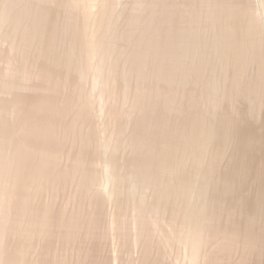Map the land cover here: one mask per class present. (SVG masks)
Listing matches in <instances>:
<instances>
[{
	"label": "rangeland",
	"instance_id": "obj_1",
	"mask_svg": "<svg viewBox=\"0 0 264 264\" xmlns=\"http://www.w3.org/2000/svg\"><path fill=\"white\" fill-rule=\"evenodd\" d=\"M60 1L61 0H0V122H6V124H8L6 129L7 136H9L13 143L19 146L29 145L28 142L30 140L25 137L22 128H19L22 127L19 119L23 115L22 113H31L32 109L34 110L33 106L35 100H42V102L46 104L45 106L49 105L48 111L50 106L52 109L53 107L60 108L65 105V102L68 101V104H70L72 101V106L70 104L72 111L69 108L68 114L65 113L62 117L65 124H68L66 126L63 124V120L60 121V123L58 121L60 119L57 118L60 117L58 109L53 111L57 113H53L52 110L51 113L46 112V107H43L45 109L42 110L45 113L38 109H35L36 111L34 110V113L38 116L41 115L42 120L49 119L51 121L53 119V121H55L58 119L57 122L59 123H57V126L55 125L56 127L54 128L55 140L57 142L54 141L52 143H58L60 146L56 149V164L53 163L51 165L52 167L50 166L52 169L49 171L50 175L48 174L46 176L47 179L43 182L44 184L47 182L44 185L46 187L43 186V188L41 187L39 190L36 189V192L34 184L29 182V185H26V188L29 189H25L27 194L33 197H31V202H33L31 207L33 210L46 211V216L48 215L47 218L49 219H47L48 225L40 231H34L30 235H27L26 228L28 224L26 223H28L29 219L28 217H26L28 220L24 218L27 215H24L23 219L25 220L20 223L21 228L18 227V229L15 221L16 219L14 218L17 208L12 202L13 199L9 202L10 204H1L5 206L3 209L6 210H0V264L6 263V259L8 258L6 256H9L10 253L12 254L14 247L19 245V243L25 246V250L20 258V264H56V261H58V264H257L260 262L259 260H261V264H263L264 260H258V258L256 259L255 255H253V248H247L245 250L240 238H236L237 240H234L235 243L233 241L235 246L231 252H228L222 250L220 247V245H222L221 242H223L222 240H224L223 236L220 234H218L219 236L214 235L218 233L214 230L222 225L223 227H229L234 223L237 225L241 224L240 222H242L243 216L246 213L245 211L247 210L248 200L252 196H250V191L247 190V188L239 189V195L234 193L219 195L217 193L223 188L224 176L227 170H229V167L234 164L235 157L238 156V148L235 146L236 143L233 141V138L232 140L230 139L231 141L227 140L224 145H219L217 135L215 138H212L211 143L209 142L202 150V167L201 170L198 172L196 171V173H194L192 161L189 159L178 164V167L174 165L175 168L173 166L174 170L171 171L172 173L169 172L170 174L165 170L159 169V171L157 170L158 172L156 171L155 177L151 175L150 172L151 158L162 164H165L166 161V164H168L173 159L175 161L180 159L182 145L190 144L189 140L180 136L174 142L169 140L160 141L158 143L155 137L158 138L162 134L177 131V127L179 128L180 124H182L187 117L191 118L196 114L201 117L203 121V126L200 130L201 135L204 133V130L206 131L208 129H206V127L210 128V126L213 130L214 128L218 129L216 132L219 133V120H221L220 118L225 112H228L227 114L230 115L235 126H247L252 131L254 127V129L262 127L264 124V98L260 97L259 99H255L253 95H246L248 96L246 98V96L242 95L244 94L242 93L243 87L246 86L245 84H249L253 81L254 74H256L257 71V63L252 60V52L249 50L250 59L247 57L242 69L238 82L239 84H237L239 88L236 89L237 91L231 97H229L230 95L227 96V88L232 84L235 69L232 62L221 60L214 55L212 48L214 45L212 44H215L216 38L220 36V31L219 28V32L213 30L212 27L210 29L211 20L209 21L210 18L206 19L208 15L206 14L207 16H205V12L209 13L211 11V6L205 4L203 7V2V4L198 3L196 6L197 13H199L197 16L198 18L192 20L193 22L190 24H187L188 19L181 18L185 21L183 22L181 20L180 23L182 24L181 28H184L183 26L185 25L186 28H188L189 25L196 31L198 27L199 29L202 28L197 32H199L200 35L203 32L202 37L204 41H206L205 45H209H206V47L204 46L205 48L200 49L199 52L197 51L191 58H182L180 60L182 62L183 59H187L183 60L184 63L182 62L180 64L184 69L188 68L192 69V71L193 68L202 64L204 68L199 75L200 77L198 76L200 79L194 80V74L193 77L190 73L186 75L185 72H176L177 74L174 75L173 79L169 80L161 74L160 69H155L150 61H146V63L142 65L141 75H137V72L134 73L135 71L131 68L132 65H134V60L130 52L132 54L136 52L135 50L138 51L145 48L148 42L150 44H155L160 47V49H164L165 47L167 49L170 46H168V42H170V30H167L169 36L164 32L168 29L169 25L167 24L169 23L166 24L167 26L163 23L165 22L163 21L165 20L163 19V0H88L89 3L87 2V4L89 6H87L86 2L84 3L90 10L87 13L85 11H87L88 8L83 7V3L80 5L81 2H79V0L78 6H82L85 9L82 10L86 13V16L81 14L83 11L80 8L71 7L70 5H66L67 3H60ZM102 1H105V3ZM171 1H173L172 3L175 5L176 9L180 10L183 14L188 11L189 0ZM225 1L229 2L239 13L246 9L250 16L254 18V22L256 20V25L258 26L259 24L258 28L260 27L259 29L263 30H260L262 36L260 35L261 37H259L260 39H258V41L261 46L263 45L262 48L264 49V0ZM102 3L107 5L110 9L106 8L107 6L105 5L102 7L103 9L106 8L105 11L109 14L108 16L104 15L106 12L101 8ZM98 7L102 9V14L105 12L103 16L100 14L99 10V12L97 11ZM75 8L76 10H74ZM77 12L81 13L78 14ZM97 12L100 14L101 18H99ZM21 13L25 16L23 17ZM41 13L42 16L45 17V30L37 33L33 32L34 35H31L33 33H28V35H26L27 31L26 34H24V26L29 25V22L31 24V21L36 20L38 18L37 16H40ZM20 14L23 18L21 19V17H18L16 19V16H20ZM27 14L30 15L29 20L31 21H27L29 18ZM87 14H92L94 17L98 15L96 17L97 20L91 15L93 18L92 20ZM249 14L247 13V15ZM251 14H253L254 17ZM25 17L27 19L23 22L24 24L28 22L26 25L21 26L20 24H14L16 20H19V23L23 24L20 20L25 19ZM87 17H89L90 20ZM102 17H104L103 20ZM159 17L163 22L157 20ZM240 18L235 22L238 30H236L237 33L234 34L233 32V34L236 37L238 34L241 35L240 33H242L245 24H247L245 22H247L249 16L240 15ZM82 20L83 22L86 21L84 24L88 25L93 22V26L92 23L91 26L89 25L91 28L96 26V28H94L95 31H91L93 28L90 30V32L93 33H91L92 36H89L91 35L90 32L87 33L90 39H93L99 33V30L102 33L101 28L104 30V27L109 25L108 28L106 26V32H104L106 34L103 33L107 40H104L102 43L101 40L103 36H101L102 34L100 33V36L97 38L101 39H98L101 44H99V42L94 43L96 48L93 46L90 53L92 52L95 54H91L92 56L89 55L90 53L88 54V56H90V59L87 57L89 63L86 59L84 61V59L78 58L80 56L78 52L81 54L77 46L78 41L77 38L74 37L75 35L71 33L73 32L71 30L72 25L81 23ZM223 21L220 25L222 23V25H224V23H229L227 18ZM97 22L99 24H97ZM160 22L164 25H162V23L160 24ZM204 22L206 24L209 23V25H206ZM52 23L57 31V36L55 35L56 39H52L53 41L50 39L47 32L49 26H52ZM103 23H105L104 27ZM96 24L99 26L97 27ZM75 25L73 27H75ZM161 25L165 27V29L162 28ZM205 25L208 27L206 28ZM214 28L217 29L216 27ZM95 33L96 35L94 36ZM161 33H165L167 38L169 37L168 40L165 34ZM91 41L94 42V40ZM248 41H250V39ZM250 42L252 44V40ZM250 42L248 43L246 41L249 45ZM72 43L77 45L74 46ZM104 44L106 49L107 46H109V48L103 50L105 49L103 47L102 51L100 48ZM40 45H42V47H52V51L48 53L47 56H44L41 51L43 48H41ZM70 45L71 48H69ZM99 45H101L100 48H97ZM226 45L227 44L224 45V48L231 51L230 45L228 44V49ZM66 51L70 54L72 53L70 57V59L72 58L71 61H69L68 58L66 60L64 59V63H55V58H53L54 54L55 57L58 58V56H60L59 58H61L67 53ZM91 58L93 59L91 60ZM182 66L180 68L184 70ZM189 71L192 72L191 70ZM208 79L210 81H207ZM211 80H213V82ZM206 83L209 86L206 85ZM78 89H81L79 92H82L81 94H83L86 101H88L86 105L87 110L86 108L84 110L78 109V98L75 97L77 93H79ZM150 91L155 93H153L154 99L152 98L154 106L151 110H147L148 114L146 113L145 115V113H143V107L141 108L143 103L139 106L136 102V97L139 92L143 93V96H146ZM190 97L194 99L193 103L197 100L196 104H192ZM79 112H81V115ZM84 112L87 113L85 114ZM140 122L141 124H139ZM142 122H147L145 127ZM71 123L74 124V128L72 129L73 131L70 130V132L68 126ZM142 125L145 129L144 131L143 128H141ZM190 125H192L195 131L199 130L196 124L192 123ZM262 132H260V136L257 138L258 145L264 144V132ZM149 133H151V135ZM155 133H158L156 134L157 136L154 135ZM142 136H146V138L143 137L142 139ZM135 138H141V140L145 139V141H148H146L148 144L142 141L143 144L146 143L147 145H142V147H144L139 148ZM151 138L154 142L150 140ZM42 140H45V138ZM150 141L151 144H149ZM155 141L157 142L156 144ZM6 145L0 149V157L3 161L8 163L9 166L11 162V171L8 173L9 179H5L7 180L6 183H9L7 184L8 186L6 185L2 188V190H6L4 192L12 189V185L15 183L13 180L16 179L13 175L14 171H12L13 165L15 166L16 163L18 164V161L23 157L19 159V157L15 155L12 145ZM221 146L223 147L222 154L216 160V150L220 149ZM163 154H166L171 160L167 159ZM15 156H17L18 159L17 157L15 158ZM75 158L79 159L80 163L78 167H74L76 170H73ZM213 159H215L216 162L212 170L213 172L209 171V174L206 168L208 163H211ZM252 160L253 159L247 160L249 162H247L249 165L248 169L249 171L251 169V172L253 171ZM25 161H27V159H25ZM14 169L15 167L13 170ZM190 172H192V179ZM59 174L67 175L64 177L66 179H57ZM83 174H85L84 178H82ZM90 174L93 176L91 175V177H88ZM184 174L187 176L190 175L191 179V190H189V194L185 199L188 205L193 209L201 203L200 206L204 205L213 208V212H216L214 217H210L212 219L208 221V226L206 224L207 222L205 223L206 226L204 224V230L206 229L202 231V234L205 232L203 235L204 243H201L202 245L200 244L201 246L194 258V262L188 254L190 253L188 246L179 240V238H175V232H179V229H181L180 226H182L181 222L184 219V214L179 212L181 211L179 210L180 208H178L179 211H176L175 207L173 209L172 206H175L176 203L180 204L181 202L179 201H182L184 198H180L181 200L179 197L176 198L175 203L173 202L175 198L172 199V196L170 197L171 199L166 197L164 198L166 200H162L163 196L159 195L162 194L165 184H175L181 175L186 177ZM54 175L57 177L55 176L56 178H53ZM83 179H87V187L89 186L88 188L86 187L85 191L79 188V183L81 180L84 181ZM6 183H4V185ZM6 187H8V190ZM176 206L178 207V205ZM1 211H4V215ZM192 212L193 211H191V213ZM1 215H6V218ZM53 219H55L54 221L58 220L60 223H64L63 227L66 228H68L66 223L70 219H74L78 222L74 224V229L72 227V230L69 228L71 233L68 240H65L63 235L65 232L69 233L70 230H68V232L65 230L66 228H62L60 223L57 225L56 222L58 221L54 222ZM90 220L94 221L89 222ZM24 226L26 227L24 228ZM15 231L19 232V236ZM205 235L206 239L204 240ZM253 261H256V263Z\"/></svg>",
	"mask_w": 264,
	"mask_h": 264
},
{
	"label": "bare ground",
	"instance_id": "obj_2",
	"mask_svg": "<svg viewBox=\"0 0 264 264\" xmlns=\"http://www.w3.org/2000/svg\"><path fill=\"white\" fill-rule=\"evenodd\" d=\"M78 1L79 0H61L60 3L64 2L67 3L66 5H70L71 7H78V9L80 8L81 10L84 9L83 7L85 8H88L86 7V5L84 4L86 2L89 3V1L87 0H80L79 2L80 5H84L82 8L80 6H78ZM83 1V2H82ZM103 2V1H102ZM107 2V1H106ZM173 1H167V0H163V5H164V11H163V22L160 17L157 19L159 21H162L165 25L167 23V25H169L168 29H166L164 32L167 33V30H170V36H169V33L168 37L170 40V42H168V48L166 49V47L163 49H160V47L156 46L155 44H150L149 42L146 43L147 45L145 46V48H142L141 50H135L136 52L132 53L130 52V55H132V59L134 60L132 67L133 68V71H135L134 73H136L137 75H141V70H142V65H144L146 63V61H150L151 62V65L155 68V69H160V72L161 74L164 75L165 78L171 80L173 79L174 75L177 74V73H184L187 75L188 73L193 74L195 75V79L194 80H199L200 78V74H201V71L203 70V65L200 64L198 65L197 67L193 68V71L192 69H184L183 66L180 64L183 62V60H187L188 57H192L194 56V54L200 49H204L207 46H209L208 44L205 45L206 41H204L203 37H202V33L201 35L199 34V32H197L198 30L200 31V28L198 27V30L196 31L194 28L192 29L191 26L188 25V28H186V25L183 26L184 28H181L182 27V24L181 23V20L183 21V19H188L187 20V24H190L191 22H193L192 20H194L195 18H198V14L197 13L198 11L196 10V6L197 4L199 3H202L204 2L203 4V7L206 5H209L211 6V11L209 13H206L205 12V16L206 19H209V21L211 20L210 22V29L212 27L213 30H217L218 31V28H219V37L216 38V42L215 44L213 43L212 45H214L212 47L213 48V52H214V55L217 56L218 58H220L221 60H228L230 62H232V65L235 69V73L233 74V79H232V84L229 88H227V96L230 95L229 97H231L237 90V84H239V80H240V76H241V73H242V69L245 65V62L247 60V57L249 58V52L251 51L252 52V56H253V61H256L255 63H257L256 67H257V71H256V74H254V78H253V81H251L249 84H245L246 86H244L242 89V95L246 96V95H253V98L255 99H259L260 97L264 98V49L262 48L263 45L261 46L258 39H260L259 37H261L262 35L260 34L261 29L258 28V26L256 25V20L254 22V18H252L249 14V12H247V10H243L241 11L240 13L233 7L229 4V2L225 1V0H189L188 1V4H189V9L188 11H186V13H182L180 10H177L175 5L172 3ZM246 2V1H245ZM7 3V2H6ZM105 3V1L103 2ZM101 4V8L104 7L105 4ZM162 3V2H161ZM201 4V5H202ZM232 4V2H231ZM135 5V4H134ZM234 5V4H233ZM20 6V5H19ZM52 6V5H51ZM87 6H89L87 4ZM100 6V4H99ZM107 6V5H105ZM69 7V8H71ZM76 8L74 10H76ZM98 7L97 11L99 10L100 11V14L103 16V14L106 12L105 9L109 7L107 6L106 8H102L105 12H103L102 14V9ZM247 8V7H246ZM27 9V8H26ZM36 9V8H35ZM72 9V8H71ZM208 9V8H207ZM85 10V9H84ZM110 10V9H109ZM210 10V9H209ZM26 11V10H25ZM30 11V10H29ZM78 11V10H77ZM80 11V10H79ZM83 11V10H82ZM90 11L89 8L87 11H85L86 13ZM98 11V12H99ZM207 11V10H205ZM257 11V10H256ZM40 12V11H39ZM76 12V11H75ZM97 12V14L99 15V18L100 17V14ZM134 12V11H133ZM188 12V13H187ZM204 12V10H203ZM25 13V12H24ZM78 13V12H77ZM81 13V12H80ZM78 13V14H80ZM83 11V13H81L82 15L86 16ZM91 13V12H90ZM107 13V12H106ZM104 14V15H109L108 13L107 14ZM247 13L249 15H247ZM23 15V17L25 16L23 13H21ZM20 14V16H16V19L18 17H21L22 15ZM26 14V13H25ZM89 14V13H88ZM89 17H91V15H88ZM162 14V13H161ZM202 14V13H201ZM207 14V15H206ZM34 15V14H32ZM66 15V14H65ZM70 15V14H69ZM97 15V16H98ZM240 15H246V16H249V18H247V24H245L244 26V29L242 31V33H240L241 35L238 34V36L236 37L234 34L237 33L236 30H238L236 28V24L235 22L238 20V18H240ZM253 15V14H251ZM29 16V18L27 19L25 17V19L23 20H20L23 24L19 23V20H16L14 21L16 25L20 24L21 26H24L26 25L28 22H26L24 24V20L27 19V21H31L29 20L30 19V15L27 14V17ZM45 16V15H44ZM80 16V15H79ZM96 16V17H97ZM161 16V15H160ZM21 17V19L23 18ZM38 17V18H37ZM36 20H33L31 21V24L30 22L28 23L29 25H26L22 28H24V34H26V31H27V34L28 33H37V32H42V30H45V23H44V20H45V17L42 16V13L40 14V16H37ZM64 17V16H63ZM81 17V16H80ZM89 17H87L89 19ZM93 18L96 19V17H94V15H92ZM91 17V19L93 20V18ZM106 17V16H104ZM104 17H102V20L104 19ZM162 17V16H161ZM202 17V16H201ZM254 17V15H253ZM15 18V17H14ZM86 18V19H87ZM98 18V20H99ZM107 18V17H106ZM157 18V17H156ZM183 18V19H181ZM200 18V16H199ZM227 18V20L229 21L228 24H225L224 25H220V23L225 19ZM32 19V17H31ZM61 19V18H60ZM81 19V18H80ZM85 19V20H86ZM203 19V18H202ZM222 19V20H221ZM241 19V18H240ZM13 20V19H12ZM90 20V19H89ZM91 20V21H92ZM97 20V19H96ZM106 20V19H105ZM245 20V19H244ZM95 21V20H94ZM101 21V19H100ZM99 21V23H100ZM169 21V22H168ZM180 21V22H178ZM185 21V20H184ZM183 21V22H184ZM190 21V22H189ZM208 21V22H209ZM227 21V22H228ZM258 21V20H257ZM86 22V21H84ZM83 20L81 21V23H75V27H73L74 25H72V31L71 32L72 34H74L73 36L77 38V44H73L74 46L77 45L78 46V50L81 52V54L78 52V55H80L78 58L80 59H85L88 61L89 63V60L87 59V57H89L90 59V56H92L91 54H93L92 52L90 53L92 47L94 46V43L96 42H99V38H97L98 36H100V30H99V33L97 31V35L96 33L94 34L95 37L93 39H90L89 36H92V32H90V30L93 28L89 27V25L91 26V23H92V26H93V22H91L89 25L88 24H84ZM89 22V21H88ZM102 22V21H101ZM104 22V21H103ZM132 22V21H131ZM160 22V24L162 23ZM224 22V21H223ZM243 22V21H242ZM97 22V24H99ZM162 23V25H164ZM205 23V22H204ZM96 24V25H97ZM102 24V23H101ZM100 24V25H101ZM104 24L103 23V27H104ZM108 24V23H107ZM180 24V26H179ZM206 24V23H205ZM68 25V24H67ZM87 25V27H86ZM111 25V24H110ZM161 25V26H162ZM166 25V26H167ZM206 25H209L206 24ZM205 25V26H206ZM239 25V24H238ZM264 25V24H263ZM30 26V27H29ZM51 26V25H50ZM49 26V29H48V35L50 37V39L54 40L55 38V35L57 36V31L52 23V26L50 27ZM61 26V25H60ZM99 25H97L98 27ZM107 28L109 27V25H106ZM106 26L104 27V30L106 29ZM220 26V27H218ZM88 27H89V30H88ZM208 26H206L207 28ZM214 27H216L217 29H215ZM71 28V27H70ZM94 28H96V26H94ZM94 28L91 30V31H95ZM101 28V27H100ZM99 28V29H100ZM162 28L165 29V27L162 26ZM170 28V29H169ZM240 28V27H239ZM243 28V27H242ZM161 29V28H160ZM209 29V28H208ZM87 30V31H86ZM102 30V40L101 42L103 43L104 40H107L105 35H103L104 32H106V30L104 31L103 28H101ZM159 30V29H158ZM206 30V29H204ZM261 30V31H260ZM30 31V32H29ZM32 31V32H31ZM55 31H56V34H55ZM160 31V30H159ZM44 32V31H43ZM90 32L91 35H87V33ZM107 32H108V29H107ZM169 32V31H168ZM234 32V34H233ZM31 34V35H34ZM216 33V32H215ZM262 33V32H261ZM39 34V33H38ZM106 34V33H104ZM161 34H165V33H161ZM218 34V33H217ZM264 34V33H263ZM261 35V36H260ZM30 36V35H29ZM166 38H167V35L165 34ZM247 36V37H246ZM25 37V36H24ZM34 37V36H33ZM249 37V38H248ZM105 38V39H104ZM167 38V40H168ZM31 39V38H30ZM56 39V38H55ZM99 39V40H98ZM218 39V40H217ZM250 39V41L252 40V44L250 41H248ZM32 40V39H31ZM52 40V41H53ZM91 40H94V42H92ZM213 40V39H212ZM72 41H73V38H72ZM208 41V40H207ZM246 41L249 43L250 42V45L246 43ZM71 42V41H70ZM209 42V41H208ZM211 42V41H210ZM107 43V42H106ZM105 43V44H106ZM159 43V42H158ZM99 44H101L99 42ZM105 44L100 48L101 45H99V47L97 46V48H100L102 50V48L105 46ZM111 44V43H110ZM226 45V47L228 46V44L230 45V49L231 51L228 49L226 50L224 48V45ZM108 45V43H107ZM41 48H43L41 51H42V54L45 56H47L48 53H50L52 50L50 47L48 46H43L40 45ZM144 46V45H143ZM205 46V47H204ZM96 48V46H94ZM106 47V46H105ZM104 47V48H105ZM71 48V45L70 47ZM74 48V47H73ZM95 48H94V51H95ZM109 48V46H107V49ZM126 48V47H125ZM211 48V49H212ZM58 49V48H57ZM99 49V50H100ZM106 48L103 49V50H107ZM210 49V50H211ZM102 50V51H103ZM250 50V51H249ZM69 51V50H68ZM66 51L67 53L64 54L63 57L59 58L60 56L55 57V54H54V57L55 58V63H61V62H65L66 59L69 58V61H71L70 57H71V54ZM73 51V49H72ZM77 51V50H76ZM93 51V50H92ZM71 52V51H70ZM204 52V51H203ZM69 53V54H68ZM90 53V54H89ZM20 54V53H19ZM88 54L90 56H88ZM95 54V53H94ZM93 54V55H94ZM200 54V53H199ZM202 54V53H201ZM51 55V54H50ZM74 55V53H73ZM53 56V55H52ZM62 56V55H61ZM129 56V54H128ZM45 58V57H44ZM182 58H187V59H183L182 62L180 61ZM189 58V59H190ZM65 59V60H64ZM93 58H91L92 60ZM250 59V58H249ZM54 60V59H53ZM131 60V59H130ZM132 60V61H133ZM202 60V59H201ZM206 60V59H205ZM68 61V62H69ZM80 61V60H79ZM63 62V63H64ZM91 62V61H90ZM86 63V62H85ZM184 63V62H183ZM204 63L206 64V62L204 61ZM208 63V62H207ZM249 63V62H248ZM59 64H56V65H59ZM68 64V63H67ZM66 64V66H67ZM70 64V63H69ZM182 66V68L184 70H182L180 67ZM45 66V65H44ZM69 66V65H68ZM187 66V65H186ZM193 66V65H192ZM227 66V65H226ZM248 66V65H247ZM189 67V66H188ZM215 67V66H214ZM213 68V66H212ZM59 69V68H58ZM153 69V68H152ZM45 70V69H43ZM188 70V71H187ZM189 70H191L192 72H190ZM42 72V71H41ZM40 72V73H41ZM120 72V71H119ZM177 72V73H176ZM93 73V72H92ZM148 75V74H147ZM142 76H143V73H142ZM184 76V75H183ZM190 76V75H189ZM199 76V77H198ZM22 77V76H21ZM182 77V76H181ZM198 77V78H196ZM20 78V77H19ZM179 78V77H178ZM183 78V77H182ZM202 78V77H201ZM205 78V77H204ZM56 79V78H55ZM130 79V78H129ZM211 79V78H210ZM213 79V78H212ZM207 81H210L209 79ZM206 81V82H207ZM213 82V80H211ZM124 82V81H123ZM169 82V81H168ZM205 82V80H204ZM208 83V82H207ZM206 83V85H208ZM248 83V82H247ZM25 84V83H24ZM229 84V85H230ZM6 85V84H5ZM134 85V84H133ZM157 85V84H156ZM209 86V85H208ZM211 86V84H210ZM240 86V85H238ZM76 88V87H75ZM124 88V87H123ZM79 90L81 89H78V92ZM77 91V90H76ZM155 91V90H154ZM210 91V90H209ZM123 92V91H122ZM54 93V92H53ZM82 92H79L77 93V95L75 97L78 98V109L80 110H84L88 104V101H86L85 97L83 96V94H81ZM138 93V92H137ZM136 93V94H137ZM154 92L150 91L148 94H146V96H143L142 94L143 93H140L138 94V96L136 97V102L137 104H142L143 103V106H141V108L143 107V110L146 115L147 113V110H151V108H153L154 106V103H153V94ZM189 97V96H188ZM248 96H246L247 98ZM153 98V99H152ZM179 99V98H178ZM191 99V102L192 104H196L197 100L193 103L194 99L192 97H190ZM218 99V98H217ZM216 99V100H217ZM181 100V99H180ZM262 100V99H261ZM72 102V101H71ZM70 102V104H71ZM33 103V102H32ZM46 103V102H45ZM115 103V102H114ZM217 103V102H216ZM250 103V102H249ZM70 104H68V101L65 102V105L60 107V108H56V107H52L50 106V109L48 111V106H45L46 104H44V102H42V100H35L34 101V106L32 104V106L34 107V110L35 109H38L40 110L41 112H44L42 110H44L45 108L43 107H46L47 111L46 112H50L51 113V110L52 112L54 110H57L59 111V116L60 117H57V118H60L59 120L54 117L55 119H57L60 123V121L63 120V116L65 115V113L69 112V108H70ZM77 104V103H76ZM187 104V103H186ZM213 104V103H212ZM72 106V104H71ZM76 107V106H75ZM172 107V106H171ZM40 108H43V109H40ZM140 108V107H139ZM217 109V108H216ZM226 109V108H225ZM34 110L32 109L31 113H22L23 115L20 117L19 121H20V124L22 127H19L20 129L22 128L23 130V133L25 135L26 138H28L30 141L28 142L29 145H26V146H19L18 144H15L12 142V140L9 138V136H7L6 134V129H7V126L8 124L5 123H2L0 122V149L8 144V145H12V149L15 153V155H17L20 159V157H22L21 160H19L18 164L16 163V165L14 166L13 163V168L15 167V169L13 170L12 168V171L13 172V175L16 177L15 180H13V187L12 189L9 191L6 187V189L8 190L7 192H4L6 190H2V188L4 186H6L9 182L6 183L7 180L5 179H9L8 177V173L9 171H11V162H10V166L8 165V163H6L5 161L2 160V158L0 157V210H6V209H3L5 208V203L8 204L9 202H11V199H13V203L15 204V207L17 208V212H16V216L14 217L15 221H16V224H17V228H21L20 227V223H22L25 219L28 220V227L26 228V232H27V235H30L32 232L34 231H40L42 229H44L45 227H47L48 225V221H47V216H46V211H35L33 210V208L31 207V204L33 202H31V197L29 194H27V191L28 190L26 188V185L28 184L29 185V182L33 183L34 184V188H35V191L37 192V190L41 189V187L43 188V186L47 183H43L46 178V176L50 173L49 171L52 170L50 168V166L56 162V149L58 146V143H52V142H57L55 139V134H54V128L57 126V120L53 121V119L50 121L49 119L47 120H42L41 118V115H37L36 113H34ZM70 110L72 111V109L70 108ZM77 110V109H76ZM79 110V111H80ZM87 110V108H86ZM85 110V111H86ZM115 110V109H114ZM228 110V109H227ZM36 111V110H35ZM40 111H37L38 113H41ZM108 111V109H107ZM156 111V110H155ZM229 111V110H228ZM56 112V111H55ZM53 112V113H55ZM78 112V111H77ZM83 112V111H82ZM93 112V111H92ZM142 112V110H141ZM45 113V112H44ZM57 113V112H56ZM80 115H81V112H79ZM85 113V112H84ZM87 113V112H86ZM85 113V114H86ZM142 113V114H143ZM226 113V112H225ZM220 118L221 120H219L218 123L220 126L219 128V133L216 132V130L218 129H215L214 130L209 127H206V131L204 130V133L202 135L200 134V130L202 129V119L201 117L196 114L195 116L193 115L191 118L190 117H187V118H190L188 120H186L187 118L184 119L183 123L180 124L179 128L177 127V131L175 132H170V133H166V134H162L161 136H159L158 138H156V140L158 141V143L160 141H175L176 139H178V137L182 136L184 137V139H187L189 140L190 144L188 145H182V154H181V157L180 159H177L176 161L173 159L172 161H170V163L165 164L163 163H159L157 161H155V159L151 158L150 159V169H151V175L155 176L156 177V171L159 169L160 170H165L166 172H171L172 170H174L175 166L174 165H178V164H181L182 162L186 161L187 159L191 160L192 161V165H193V171H195L194 173H196V171L198 172L199 170H201V167H202V164H201V154H202V150L205 148V146L210 142L211 143V139L212 138H215V136L217 135L218 137V143L219 145L220 144H223L227 141V140H232V138L234 139L233 141H235V146H237L238 148V156L235 157V162L234 164L229 167V170H227L225 176H224V179H223V182H224V186L223 188L218 191L217 193L219 195H223V194H226V193H234V194H238L239 191L243 188H247V190H249V194L250 197L249 200H248V204H247V210L245 211L246 213L244 214L243 216V219H242V222H240L241 224L240 225H237V224H232L231 226L229 227H223L220 226L218 227L216 230L214 231H217L218 233L217 234H214V235H222L223 236V239L222 240L223 242L222 245H220V247L222 248V250H225V251H228V252H231L234 248V243H235V239L236 238H240L241 239V242H243V245H244V248L245 250L248 248H253L252 251H253V255H255L256 259L258 258L259 259H262V261L264 260V144L262 145H258L257 144V141H258V137L260 136V132H262L264 130V124L262 125V127H259L258 129H253L250 130L247 126H239L238 125H234L235 123L232 122L231 118H230V115L229 114H225ZM68 114V113H67ZM83 114V113H82ZM84 114V115H85ZM148 114V113H147ZM248 114V113H247ZM257 114V113H256ZM46 115V114H45ZM51 115V114H50ZM88 115V114H87ZM114 115V114H113ZM99 116V115H98ZM157 118V117H156ZM165 118V117H164ZM75 119V118H74ZM77 119V118H76ZM98 119V118H97ZM125 119V118H124ZM71 121V120H70ZM64 122V120H63ZM74 122V121H73ZM100 122V121H99ZM145 122V121H144ZM142 122V123H144ZM58 123V124H59ZM70 123V122H69ZM147 123V122H146ZM144 123V127H145V124ZM196 124L197 126V129L199 130H196L193 129L192 125L190 124ZM242 123V122H241ZM65 124V122L63 123ZM141 124V122L139 123ZM177 124V123H176ZM56 125V126H55ZM68 125V124H65V126ZM217 125V124H216ZM215 125V126H216ZM60 126V125H59ZM74 124L71 123L68 128H69V131L72 130L74 127ZM141 126V125H139ZM194 126V125H193ZM195 126V127H196ZM260 126V125H259ZM66 128V127H65ZM143 128V125L142 127ZM139 128V129H141ZM157 128V127H156ZM175 128V127H174ZM217 128V127H216ZM193 129V130H192ZM263 129V130H262ZM68 130V129H67ZM142 130V129H141ZM145 129L143 128V131ZM73 131V130H72ZM159 131V130H158ZM156 131V132H158ZM67 132V131H66ZM71 132V131H70ZM140 132V131H139ZM264 132V131H263ZM262 132V133H263ZM81 133V132H80ZM261 133V135H262ZM68 134V133H67ZM70 134V133H69ZM138 134V132H137ZM136 134V136H137ZM148 134V133H147ZM151 135V133H149ZM153 134V133H152ZM158 133H155L154 135H156ZM160 134V133H159ZM264 134V133H263ZM122 135V134H121ZM153 135V136H154ZM59 136V135H58ZM72 136V135H71ZM70 136V137H71ZM157 136V135H156ZM68 137V136H67ZM144 136H142L141 138L143 139ZM23 138V137H22ZM45 140H42L44 139ZM58 138V137H57ZM122 138V137H121ZM141 138L137 139L135 138V141H136V144L138 145V147L140 148H143L142 145H145L147 142L144 140H141ZM146 138V136L144 137ZM94 139V138H93ZM148 139V137H147ZM154 139V138H153ZM141 140V141H140ZM151 141L152 138L150 139ZM186 140V141H187ZM214 140V139H213ZM217 140V139H216ZM230 140V141H231ZM71 141V140H70ZM124 141V140H123ZM130 141V140H129ZM142 141H145L146 143L143 144ZM151 141L149 144H151ZM31 142V143H30ZM59 142V141H58ZM131 142V141H130ZM154 142V141H153ZM157 142L155 141V144ZM217 143V144H218ZM54 144V145H52ZM148 144V143H147ZM146 144V145H147ZM52 145V146H51ZM135 145V144H134ZM213 145V144H212ZM7 146V145H6ZM159 146V144H158ZM171 146V145H170ZM218 147V146H217ZM220 147V146H219ZM229 147V146H228ZM94 148V147H93ZM234 148V147H233ZM236 148V149H237ZM58 151V150H57ZM103 151V150H102ZM222 151H223V147L221 146L220 149H217L216 150V155H215V159L217 160L221 154H222ZM236 152V151H235ZM205 153V152H204ZM158 154V153H157ZM168 154V153H167ZM165 157H167L166 154H163ZM14 156V155H13ZM15 156V158L17 157ZM141 156V155H140ZM253 156V158H252ZM17 157V159H18ZM77 157V156H76ZM82 157V156H81ZM148 157V156H147ZM78 158V157H77ZM75 158V163L73 165V170L75 169L74 167H78L79 165V159ZM25 159H27V161H25ZM56 159V160H55ZM94 159V158H93ZM167 159L171 160L169 157H167ZM213 159V161H211V163L209 162L208 163V166L206 168V171L209 172V171H212L213 168H214V165H215V162L216 160ZM249 159H253L252 160V163H253V171L251 172V169L249 171L248 169V164H247V160ZM190 161V162H191ZM251 161V160H250ZM214 163V164H213ZM249 163V162H248ZM251 163V164H252ZM56 164V163H55ZM173 164V165H172ZM90 165V164H89ZM92 165V164H91ZM174 166V168H173ZM217 166V165H216ZM52 167V166H51ZM178 167V166H177ZM180 167V165H179ZM55 168V167H54ZM10 169V170H9ZM186 169V168H185ZM54 170V169H53ZM76 170V169H75ZM187 170V169H186ZM72 171V170H71ZM157 171V172H158ZM219 171V170H218ZM53 172V171H52ZM165 172V173H166ZM189 172V171H188ZM213 172V171H212ZM72 173V172H70ZM90 173V172H89ZM116 173V172H115ZM167 173V174H168ZM172 173V172H171ZM192 172H190V175H191ZM193 173V174H194ZM52 174V173H51ZM56 174V173H55ZM170 174V173H169ZM208 174V173H207ZM210 174V172H209ZM50 175V174H49ZM53 175V174H52ZM69 175V174H68ZM84 175L83 174V177L84 178ZM89 175V174H88ZM87 175V176H88ZM92 174H90V176L88 177H91ZM183 175V174H182ZM179 177L177 179V182L173 185H171V183H167L164 185V188H163V191H162V194H159L161 196H163L162 200L164 198H170L172 196V199L175 198V200L173 202L176 201V198L179 197V199L181 198H184L182 201H179L181 202L180 204H177L176 202V205H178V207L175 205V206H172L173 209L175 207V210L177 211L178 208H180L179 212L183 213V221L181 222L182 226L181 229H179V232H175V238H179V240H181L185 245L188 246V248L190 249V253H188L190 256H191V259L193 260L194 262V258L195 256L197 255V252L199 250V247L202 245L201 243H204L203 242V235L204 233L202 234V231H205L204 230V224L206 223L207 226H208V221L212 218L210 217H214L215 213L213 212V208H210V207H207V206H200V204H198V206H196V208H193L191 206L188 205V202H186V197L188 196L189 194V190H191V186H190V183H191V179H192V175H191V179H190V175L187 176L186 174V178L185 176H182ZM56 175L53 176V178L55 177ZM67 176V175H66ZM65 175H60L57 177V179L61 180V178L66 179L64 177H66ZM71 176V174H70ZM86 176V178H87ZM93 176V175H92ZM128 176V175H127ZM8 177V178H7ZM14 177V178H15ZM51 177V176H50ZM49 177V178H50ZM55 177V178H56ZM154 177V178H155ZM52 178V177H51ZM52 178V180H53ZM71 178V177H69ZM93 178V177H92ZM153 178V179H154ZM89 179V178H88ZM222 179V178H221ZM84 180V179H83ZM87 180V179H86ZM86 180L84 181H80V189H86L87 187V183H86ZM5 181V182H4ZM9 181V180H8ZM50 181V180H49ZM202 181V180H201ZM207 182V181H206ZM4 183H6L4 185ZM51 183V182H50ZM145 183V182H144ZM162 183V182H161ZM215 183V182H214ZM32 184V185H33ZM89 184V183H88ZM99 184V183H98ZM207 184V183H206ZM27 185V186H28ZM8 186V185H7ZM100 186V185H99ZM33 187V186H32ZM46 187V186H44ZM89 187V186H88ZM87 187V188H88ZM31 188V186H30ZM220 188V187H218ZM10 189V188H9ZM32 189V188H31ZM30 189V190H31ZM37 189V190H36ZM78 189V188H77ZM240 189V190H239ZM244 189V190H245ZM128 191V190H127ZM195 191V190H194ZM35 192V193H36ZM161 192V191H160ZM30 193V192H28ZM240 194V193H239ZM238 194V195H239ZM194 195V194H193ZM236 195V196H238ZM33 198V197H32ZM160 198V197H159ZM158 198V199H159ZM171 199V198H170ZM180 199V200H181ZM248 199V198H247ZM70 200V199H69ZM161 200V198H160ZM166 200V199H164ZM159 201V200H158ZM178 202V203H179ZM4 205H1L3 204ZM10 204V203H9ZM197 204V203H196ZM63 205V204H62ZM125 205V204H124ZM159 205V204H158ZM173 205V204H172ZM193 205V204H192ZM2 206V207H1ZM4 206V207H3ZM7 206H10V205H7ZM13 206V204H12ZM194 206V205H193ZM35 207V206H34ZM177 207V208H176ZM191 207V208H190ZM74 208V207H73ZM102 209V208H101ZM37 210V209H36ZM48 210V209H47ZM69 210V209H68ZM215 210V209H214ZM191 211H193L191 213ZM2 214L4 215V211H1ZM48 213V212H47ZM172 213V212H171ZM1 214V213H0ZM58 214V213H57ZM1 215L2 217H5L6 218V215L3 216ZM15 215V214H14ZM24 215H27L24 217ZM98 215V214H97ZM161 215V214H160ZM222 215V214H221ZM57 216V215H56ZM60 216V214H59ZM63 216V214H62ZM23 217L25 219H23ZM28 217V219L26 218ZM77 217V216H76ZM55 218V217H54ZM58 218V216H57ZM56 218V219H57ZM60 218V217H59ZM73 218V217H71ZM165 218V217H164ZM4 219V218H3ZM62 219V218H60ZM132 219V218H131ZM208 219V220H207ZM235 219V218H234ZM2 220V218H1ZM6 220V219H5ZM13 220V219H12ZM49 220V219H48ZM55 219H53L54 221ZM67 220V219H66ZM77 220V219H76ZM162 220V219H161ZM207 220V221H206ZM58 221V220H56ZM54 221V222H56ZM64 221V220H63ZM91 221H94V220H90L89 222ZM211 221V220H210ZM1 222V221H0ZM12 222V221H11ZM26 222V221H25ZM62 222V221H61ZM88 222V224H89ZM156 222V221H155ZM51 223V222H50ZM57 225H59V221L56 222ZM55 223V224H56ZM78 223L77 221H75L74 219H70L69 221H67L66 225L68 226V228L66 227H63V224L64 223H60V225L62 226V228H66L65 230H70L69 228H73L74 224ZM94 223V222H93ZM3 224V223H1ZM95 224V223H94ZM155 224V223H154ZM159 224V223H158ZM205 224V226H206ZM228 224V223H227ZM4 225V224H3ZM23 225V224H22ZM52 225V224H51ZM50 225V226H51ZM56 225V226H57ZM60 226V227H61ZM65 226V225H64ZM92 226V225H91ZM153 226V225H152ZM1 227V226H0ZM26 226H24L25 228ZM179 227V228H180ZM18 228V229H19ZM23 228V227H22ZM23 228V229H24ZM71 228V230H72ZM207 228V227H206ZM214 228V227H213ZM55 229V228H54ZM60 229V228H59ZM74 229V228H73ZM155 229V228H154ZM211 229V228H210ZM71 230L69 233L65 232V234L63 235L64 239L68 240V238L70 237V233H71ZM134 231V230H133ZM184 232V233H182ZM15 233L18 234L19 236V232L15 231ZM213 233H216V232H213ZM16 234V235H17ZM26 234V233H24ZM134 234V233H133ZM26 235V236H27ZM167 235V234H166ZM207 235V233H206ZM206 235H205V238L204 240L206 239ZM83 236V235H82ZM105 236V235H104ZM219 236V235H218ZM29 237V236H27ZM134 237V236H133ZM152 238V237H151ZM222 238V237H221ZM62 239V238H61ZM73 239V238H72ZM90 239V238H89ZM239 239V241H240ZM237 240V239H236ZM31 241V240H30ZM234 241V243H233ZM118 244V243H117ZM201 244V245H200ZM124 245V244H123ZM218 245V244H217ZM242 245V246H243ZM120 246V245H119ZM25 246L21 243H19V245H17L16 247H14V251L13 253L9 255V256H6L8 257V261L6 259V263L5 264H20V258L22 257V254H23V251L25 250L24 248ZM95 247V246H94ZM186 247V246H185ZM204 248V247H203ZM220 248V249H221ZM76 250V249H75ZM12 251V250H11ZM1 252V251H0ZM145 252V251H144ZM91 253V252H90ZM81 254V253H80ZM157 254V253H156ZM54 255V254H52ZM62 255V254H61ZM147 255V254H146ZM73 256V255H72ZM69 257V256H68ZM254 257V256H253ZM254 257V258H255ZM189 258V257H188ZM57 260V258H56ZM213 260V259H212ZM257 260V261H258ZM260 264H261V260H259ZM1 262V261H0ZM159 262V261H158ZM254 262V261H253ZM56 264H58V261L55 262ZM256 263V261L254 262ZM257 263V264H259ZM54 264V263H53ZM264 264V262H263Z\"/></svg>",
	"mask_w": 264,
	"mask_h": 264
}]
</instances>
